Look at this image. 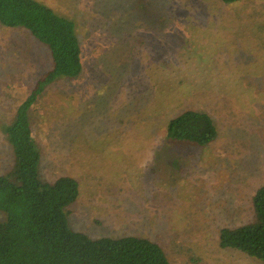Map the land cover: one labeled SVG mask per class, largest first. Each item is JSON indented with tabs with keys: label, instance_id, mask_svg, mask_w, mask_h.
<instances>
[{
	"label": "rangeland",
	"instance_id": "rangeland-1",
	"mask_svg": "<svg viewBox=\"0 0 264 264\" xmlns=\"http://www.w3.org/2000/svg\"><path fill=\"white\" fill-rule=\"evenodd\" d=\"M36 1L73 21L82 45V73L29 116L40 178L80 184L70 228L149 239L171 264H264L219 246L222 228L253 220L264 185V0ZM51 66L29 30L0 23V176L15 165L9 122ZM189 109L212 117L213 142L168 141Z\"/></svg>",
	"mask_w": 264,
	"mask_h": 264
},
{
	"label": "trees",
	"instance_id": "trees-1",
	"mask_svg": "<svg viewBox=\"0 0 264 264\" xmlns=\"http://www.w3.org/2000/svg\"><path fill=\"white\" fill-rule=\"evenodd\" d=\"M240 1L219 0L223 4ZM148 10L153 11V7L140 12ZM0 23L29 30L52 56L51 68L39 75L7 127L15 165L0 176V264H171L162 246L149 239H93L70 228L69 207L80 195V184L69 175L55 182L40 178L41 151L29 116L49 86L82 73V45L76 25L36 0H0ZM166 130L168 141L184 145L204 146L218 136L212 117L193 109L171 118ZM253 210L250 223L221 229L219 246L264 263V185L255 192Z\"/></svg>",
	"mask_w": 264,
	"mask_h": 264
}]
</instances>
